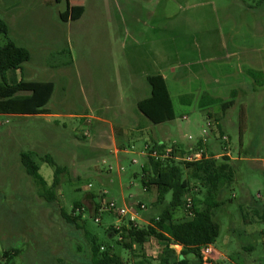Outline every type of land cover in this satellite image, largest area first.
<instances>
[{
    "label": "rangeland",
    "instance_id": "obj_1",
    "mask_svg": "<svg viewBox=\"0 0 264 264\" xmlns=\"http://www.w3.org/2000/svg\"><path fill=\"white\" fill-rule=\"evenodd\" d=\"M58 1L0 0V24L6 31L0 28V47L7 38L30 55L21 73H6L7 84L23 80L54 85L46 116L0 115V264L5 263L3 252L12 250L19 254L11 264H90V237L84 231L112 248L122 264H158L160 249L153 240L132 244L130 251L118 246L120 235L109 237L108 231L126 228L127 218L105 213L95 223L92 201L105 191L117 209L136 214V224L157 218L170 195L158 202L154 192L143 190L146 159L138 153L144 143L182 149L196 145L208 129V115L220 122L235 170L233 185L218 197L222 204L214 221L220 230L213 249L230 254L235 262L238 247L252 243L243 233L264 230L253 214V202L264 204V86L247 75L248 70L262 72L259 80L264 79V1L68 0L72 21L67 23L60 19L65 1ZM153 75L165 79L175 116L162 125H152L136 108L149 97L146 77ZM242 78L247 83L240 91ZM205 92L232 105L224 111L220 106L201 108ZM184 96L191 97L189 102H182ZM100 119L107 131L115 128L119 141L118 128L129 131L133 121H142L143 131L139 137L133 132L130 139L123 138L134 141L126 153H97L90 141L98 136ZM84 132L89 136L82 137ZM206 138L207 155L219 161L225 144L213 135ZM27 151L49 155L65 168L55 203L40 199L24 173L20 154ZM39 174L51 184L48 165L41 164ZM74 202L91 213L82 215L84 231L61 217L62 210L71 215ZM250 221L256 223L246 225ZM186 259L195 262L193 255Z\"/></svg>",
    "mask_w": 264,
    "mask_h": 264
},
{
    "label": "trees",
    "instance_id": "obj_2",
    "mask_svg": "<svg viewBox=\"0 0 264 264\" xmlns=\"http://www.w3.org/2000/svg\"><path fill=\"white\" fill-rule=\"evenodd\" d=\"M59 2L58 0H56ZM65 1V12L60 14L63 23H67L70 14V5L68 0ZM264 1V0H263ZM1 30L6 34L5 26L0 24ZM30 59L29 52L16 46L12 41L6 38L3 46L0 47V115L2 116H38L47 115L46 106L52 98L54 85L52 83L25 82L21 80L16 85H9L6 82L5 75L7 72L17 70L21 73L22 65ZM262 72L248 70L247 75L259 87L264 86V79L259 80ZM146 82L150 88L149 97L137 102V111L146 118L152 125H162L174 120V111L170 95L164 79L159 75L147 76ZM232 92V97H235ZM191 97L184 96L182 102H189ZM232 105L230 102H222L218 98L210 97L204 94L200 97L199 106L201 108H211L220 106L222 111ZM207 118H211L208 115ZM215 122L220 123L217 119ZM216 141H221L223 130L220 125L216 128ZM242 135V126H240ZM159 143L146 144L151 150L157 148ZM167 144L159 147L162 149ZM174 155L181 156L185 152L181 147L172 144ZM20 164L24 173L32 180L37 196L46 204H53L57 201V189L61 185L60 177L65 173V168L57 165L49 155H38L34 152L27 151L20 154ZM48 165L53 170V179L48 184L39 174V166ZM235 179L234 166L226 156L216 160L212 156L203 158L194 163L174 162L170 160L156 161L151 157L146 158V164L141 167V184L146 192H154L158 202H164L167 195L170 200L165 210L150 220L148 225L133 227L128 223L126 228L114 231L110 228L108 236L119 234L121 240L117 245L122 249L130 251L131 245H144L149 240L155 241L160 247L158 264H202L199 250L201 247L213 246L219 236V225L214 221L216 210L222 203L218 197L225 189H229ZM92 200L97 198L88 195ZM191 197L192 213L191 218L186 217L185 198ZM97 206L92 201V207ZM75 215L76 210H81ZM71 215H67L63 210L61 217L68 224L74 225L77 229L83 230L82 215L86 211L79 202H74L71 209ZM264 211V206H263ZM179 212L183 213L180 217ZM264 213V212H263ZM94 216V214H92ZM264 223V217L261 219ZM84 231V230H83ZM89 236L90 243V264H122L113 249L105 244H98L96 240ZM264 234V231H263ZM180 248L177 253L170 246ZM4 251L2 258L4 264H11L19 251ZM193 255L195 262L186 259L187 256Z\"/></svg>",
    "mask_w": 264,
    "mask_h": 264
},
{
    "label": "crops",
    "instance_id": "obj_3",
    "mask_svg": "<svg viewBox=\"0 0 264 264\" xmlns=\"http://www.w3.org/2000/svg\"><path fill=\"white\" fill-rule=\"evenodd\" d=\"M109 2V0H103V2ZM72 21V9L70 5V14H69V20L68 22ZM163 78V76H161ZM164 79V78H163ZM165 81V79H164ZM247 83L246 78H242L240 80V87L238 90L243 91L244 87ZM233 91V90H232ZM204 92V91H203ZM234 92V91H233ZM206 93V92H205ZM207 94V93H206ZM209 96H212L208 94ZM215 97V96H212ZM46 115H38V116H20V117H43ZM183 118V117H182ZM187 119V118H186ZM106 122L103 119L98 120V123L96 124V134L98 135L96 138H94V141H90L91 145L97 153H106V154H117L116 152L120 153H125L127 149H130L132 146H130L134 141H123V138L125 140L130 139L129 136L134 132V135L136 137H139L143 131V128L140 126L142 124V121H133L132 122V128L129 130H124L122 128H118V131L122 132V140L119 141V138L115 136L114 127H111L110 131L106 130L105 127ZM122 130V131H121ZM107 131V132H105ZM137 139V138H135ZM146 144L150 143H144V146ZM164 144V143H161ZM191 146L194 145H189L187 147H184L181 150L185 152V150L189 149ZM187 148V149H186ZM58 190V189H57ZM254 206H256L253 210V214L256 216V222L259 223L261 219L264 217V211H263V206L264 204L260 202H253ZM256 222L250 221L246 223V225H251L255 224ZM150 223V220L148 222H145V225H148ZM261 223V222H260ZM264 224V223H263ZM244 237H250L252 240L251 244H242L238 247V251L236 252V255H238L237 260L234 262L232 260V256L226 252L224 253H219L216 251L212 264H264V234L263 230L262 231H256V230H250L247 229L246 232L243 233ZM255 240V241H254ZM225 244H228V240H225ZM261 247V248H259ZM160 249V247L158 246ZM258 249H262V252L257 255Z\"/></svg>",
    "mask_w": 264,
    "mask_h": 264
},
{
    "label": "built area",
    "instance_id": "obj_4",
    "mask_svg": "<svg viewBox=\"0 0 264 264\" xmlns=\"http://www.w3.org/2000/svg\"><path fill=\"white\" fill-rule=\"evenodd\" d=\"M182 120H186V117H183ZM207 128L202 131L203 134V138L194 146H191L189 149H187V151L181 155V156H176L174 155V150L171 147V145H165L164 148L159 149V147L163 146V144L159 143L157 145V148L154 150H151L150 147L148 145H145L143 147V150H141L138 154L139 156L143 157V158H147V157H151L156 161H164V160H170V161H174V162H186V163H194L197 161L202 160L203 158H207V151L205 149L206 147V143H207V136L209 135H216V131H217V127L218 125H220V123H217L214 121L213 118H207ZM85 126H90V123L88 121L84 122ZM88 133L84 132L82 134V137H88ZM190 139V138H189ZM221 142H223L225 145L222 149L223 155L222 156H226L229 157V152L226 146L227 143V139L226 137H222L221 138ZM133 148L131 147L130 149L124 151L125 153L128 152L129 150H132ZM118 153V152H116ZM132 164H136V161H132ZM112 170L111 167H107V172H110ZM123 169L121 167H118V171L121 172ZM91 186L88 185V188H90ZM143 190L145 191V188H143ZM106 196L107 193L105 191H102L100 193V198H97V206L92 207V213L94 214V222L95 223H99L100 222V216H102V214L108 213V214H112L115 213L116 217H118L119 219H126L128 220V223L132 224L133 227H139L140 225L136 224V214L134 212H130L127 211L126 209H117L115 204L112 202H109L106 200ZM185 211H186V217L191 218L193 216L192 213V201H191V197L190 196H186L185 198ZM139 210L144 211L145 207L140 205L139 206ZM83 209L81 210H76V214H78L79 212H82ZM75 214V215H76ZM114 231H119L118 228H113ZM264 231V230H263ZM117 235V233H116ZM118 240H121V238L119 237ZM215 251L213 249V246L208 245V246H204L201 247L199 250V255H200V259L202 264H212L213 261V256L215 255Z\"/></svg>",
    "mask_w": 264,
    "mask_h": 264
},
{
    "label": "water",
    "instance_id": "obj_5",
    "mask_svg": "<svg viewBox=\"0 0 264 264\" xmlns=\"http://www.w3.org/2000/svg\"><path fill=\"white\" fill-rule=\"evenodd\" d=\"M171 247H174V246H173V245H171V246H170V248H171ZM171 249H172V248H171Z\"/></svg>",
    "mask_w": 264,
    "mask_h": 264
}]
</instances>
